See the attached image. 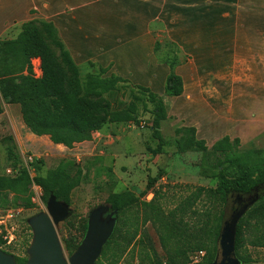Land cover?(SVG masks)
<instances>
[{
    "label": "rangeland",
    "instance_id": "374dc122",
    "mask_svg": "<svg viewBox=\"0 0 264 264\" xmlns=\"http://www.w3.org/2000/svg\"><path fill=\"white\" fill-rule=\"evenodd\" d=\"M192 1L195 4L200 0ZM145 2L48 0L47 9L38 7L32 13L36 15L34 21L54 26L82 78L87 74L114 78L117 99L124 102L135 98L145 102V89L162 98L166 117L161 122L164 143L159 153L153 154L159 145L152 134L153 116L142 111L141 105L138 126L108 124L93 133L91 141L68 149L52 144L46 136L31 135L21 120L19 107L9 108L1 102L5 113L0 115V175L11 171L5 161L8 138L31 178L44 176L65 160L73 161L87 172L84 182L72 192L69 209L70 215H77L75 225L94 208L107 206L105 201L111 193L127 190L138 196L148 178L157 181L141 202H150L154 192V204L164 215L182 206L191 209L184 217L189 226L205 221L206 217L211 224L220 211L214 194L218 171H226L227 177L233 178L238 167L232 166L228 158L248 151H264V79L256 75L261 67L235 64L241 57L240 50L232 42L233 24L221 16V4L207 7L200 2L197 7L190 6L181 12L166 9L152 22L158 11L152 15ZM151 2L158 4V0ZM30 67L34 77L31 64ZM171 74L183 82V93L178 98L163 93ZM179 129L194 131L195 140L204 143L205 151H180L174 144L180 138L181 133L175 134ZM224 139L228 149L220 152L215 146L224 143ZM198 188L209 191L210 199L196 198ZM30 190L34 204L30 210L13 206L0 209V221L4 222L0 225L1 232L5 233L4 228L9 232L12 229L15 238L10 246L2 245L0 249L12 257L27 259L32 239L27 220L45 212L41 191L35 186ZM206 191L201 195H208ZM146 208L141 205L133 211L140 230L136 241L146 234L157 260L164 264L167 252L153 226L141 225ZM8 212H13L12 219L6 217ZM232 216L233 208L229 205L226 220ZM56 231L63 247L62 240L70 228L61 224ZM261 234L259 231L245 235L239 254L250 258V264H264V242L254 245ZM146 253L145 258L135 242L131 243L117 264H148L152 254L148 250ZM186 255L187 264H201L206 252L188 250Z\"/></svg>",
    "mask_w": 264,
    "mask_h": 264
},
{
    "label": "trees",
    "instance_id": "16d2710c",
    "mask_svg": "<svg viewBox=\"0 0 264 264\" xmlns=\"http://www.w3.org/2000/svg\"><path fill=\"white\" fill-rule=\"evenodd\" d=\"M37 54L40 60L41 77L35 79L31 73L29 58ZM147 93L145 102L135 98L129 102L117 99L116 80L106 79L99 75L87 74L81 77L78 65L59 40L54 26L50 23L30 21L21 27V33L14 41L0 42V97L6 105L19 107L21 120L30 134L36 137L46 136L54 145L72 148L77 144L91 141L92 134L100 131L108 124H139V107L142 111L151 113L152 134L159 141L161 151V122L165 120V107L162 98L144 90ZM169 97L178 98L183 93L182 79L171 74L166 79L163 90ZM150 107V109H149ZM0 104V115L2 114ZM175 145L180 151L187 149L194 152L205 151L204 143L195 140L194 131L177 130L179 135ZM5 161L14 176L0 175V209L10 206L30 210L34 207L33 193L30 188L37 187L42 195L41 201L46 204L52 195L56 201L71 206L72 192L78 188L87 177L83 169L71 160L61 162L44 176L31 178L29 170L21 165L20 157L11 139L6 140ZM215 146L220 152L228 149L227 139ZM228 162L238 167L234 177H227L226 171H218L215 177L214 194L218 198L220 211L213 221L200 220L189 226L184 220L190 208L178 207L169 215H164L153 199L141 202L157 181L148 178L145 189L136 196L131 191H122L108 195L105 203L110 211H117V225L114 233L104 246L100 258L95 264H117L131 243L141 253L152 254L147 259L148 264H162L157 260V254L151 248L150 239L146 234L139 233L138 217L133 211L141 205L147 207L141 220V225L151 223L163 249L167 252L164 264H187L186 252H206L201 264H211L219 251V235L223 221L226 220L229 205L234 213H243L236 226L235 254L241 264H250L251 259L240 253L246 234L262 232L261 238L254 242L260 246L264 242V151H248L239 156L228 158ZM206 190L197 189L196 198L201 199ZM12 195V200L10 199ZM191 207V204H187ZM194 214V213H193ZM74 213L64 223L70 228L66 238L62 240L65 253L70 256L78 247L86 231V218L74 221ZM72 230V231H71ZM195 246L191 248V243ZM5 242L0 235V246ZM122 245V246H121ZM171 245L173 248H171ZM264 246V243H263ZM16 264H25L27 259L14 257Z\"/></svg>",
    "mask_w": 264,
    "mask_h": 264
},
{
    "label": "water",
    "instance_id": "95a60500",
    "mask_svg": "<svg viewBox=\"0 0 264 264\" xmlns=\"http://www.w3.org/2000/svg\"><path fill=\"white\" fill-rule=\"evenodd\" d=\"M247 210V209H246ZM246 210L244 212H246ZM243 213L224 220L219 235V253L211 264H241L235 254L236 226ZM70 209L50 196L45 212L27 220L32 239L25 264H95L117 225V211L108 206L91 210L86 217V231L74 253L68 256L57 235V228L70 218ZM0 264H16L14 257L0 249Z\"/></svg>",
    "mask_w": 264,
    "mask_h": 264
},
{
    "label": "crops",
    "instance_id": "0c3cea01",
    "mask_svg": "<svg viewBox=\"0 0 264 264\" xmlns=\"http://www.w3.org/2000/svg\"><path fill=\"white\" fill-rule=\"evenodd\" d=\"M47 1L0 0V42L16 40L21 33V27L30 21L36 20V15L32 11H37L38 7L44 10L47 9ZM145 1V5H147L152 15L158 11V15L152 19V22L159 19L162 11L166 9L181 12L189 9L190 6L197 7L200 2L207 7L214 3L215 6L221 4V7H219L222 11L221 16L229 18L233 24L232 42L234 47L240 50L241 57L235 64L260 66L261 71H256V75H260L258 77L260 80L264 79V0H200L195 4L191 3L192 0H172L171 3H168L167 0H158L157 5L151 2L153 0ZM29 62L34 69V78H40V60L36 53L32 54ZM1 102L2 100L0 101L2 105ZM7 106L10 108L16 105ZM2 111V113H5L3 106Z\"/></svg>",
    "mask_w": 264,
    "mask_h": 264
},
{
    "label": "built area",
    "instance_id": "2783aa9c",
    "mask_svg": "<svg viewBox=\"0 0 264 264\" xmlns=\"http://www.w3.org/2000/svg\"><path fill=\"white\" fill-rule=\"evenodd\" d=\"M15 174H16V171H12V170L11 171L10 170L6 171V175H8V176H14ZM13 216H14L13 212H8L7 215H6V217L8 219H12ZM2 222L3 221H0V225H1ZM3 224H4V222H3ZM4 230H5V233L4 232L2 233L1 229H0V235H2V239L5 242V245L6 246H10L13 243V241L15 240V238H14V236L12 234L13 230L11 229L10 232L6 231V228H4Z\"/></svg>",
    "mask_w": 264,
    "mask_h": 264
}]
</instances>
